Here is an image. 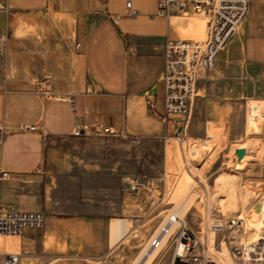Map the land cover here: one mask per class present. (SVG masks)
<instances>
[{
	"label": "crops",
	"instance_id": "0c3cea01",
	"mask_svg": "<svg viewBox=\"0 0 264 264\" xmlns=\"http://www.w3.org/2000/svg\"><path fill=\"white\" fill-rule=\"evenodd\" d=\"M249 1L248 18L219 54L216 68L231 62L238 74L250 77L255 91L251 85L230 86L219 101L209 96L210 85L203 87V74L187 138H195L197 126L208 136L211 126L229 124L235 100L241 97L255 96L252 104L264 102V0ZM128 2L139 12L137 17L129 16ZM158 2L0 0V123L9 131L1 168L10 172L0 182V202L45 215L42 229H29L19 238L20 264L37 261L38 251L62 250L63 256H74L83 247L70 235L81 234L83 227L99 225L108 232V215L101 207L99 212L89 204L86 212L81 205L79 211H61L59 176L48 160L45 139L74 138L78 128L112 130L130 141H169L176 134L173 124L161 117L165 45L205 40L207 23L160 17ZM41 87L51 91V98L38 94ZM150 98L156 100L155 110ZM25 126L37 129L25 131ZM128 231L127 220L115 219L112 244L105 235L101 250L113 249ZM63 234L69 235L66 240ZM12 247L1 239L3 253H12Z\"/></svg>",
	"mask_w": 264,
	"mask_h": 264
},
{
	"label": "rangeland",
	"instance_id": "374dc122",
	"mask_svg": "<svg viewBox=\"0 0 264 264\" xmlns=\"http://www.w3.org/2000/svg\"><path fill=\"white\" fill-rule=\"evenodd\" d=\"M204 75L203 87L210 85L209 96L219 101L225 100L230 86L238 89L251 85L250 77L238 74L229 61ZM251 86L254 90V84ZM254 97L235 100L237 106L227 121L229 124L211 126L208 136L201 125L197 126L195 138L183 142L178 140L177 134L171 135L169 141H130L121 134L99 129H89L74 138L45 139L48 160L59 176L61 211L70 212L74 208L79 211L81 205L86 212L91 205L92 211L99 212L101 207L108 215V232L103 233L104 227L99 225L83 227L81 234L70 235L83 247L74 256H63L62 250L38 251L37 261L25 259L24 264H140L145 256L139 262L136 260L144 248L150 249L162 225L179 209L183 221L203 238L201 230L207 211L212 208L227 219H238L242 215L237 216L233 211L234 201L220 197L216 181L227 174L238 176L244 188L238 205L246 215L256 201L264 199V131L251 130L248 117ZM223 127L227 128L225 132ZM203 140L207 145L199 157L192 150L195 146L202 149ZM243 144L251 149L247 154L249 161L244 164L246 170L238 174L233 166L238 157L235 150ZM252 187L260 188L262 193L250 194ZM115 219L127 220L129 231L113 249L104 253L101 247L105 235L108 245L112 244ZM61 236L66 240L69 235ZM246 237L245 228L235 234L228 233L227 245L232 243L240 250L246 246ZM8 241L13 244L12 253L20 252L19 238L9 237ZM221 241L222 236L216 235V244ZM224 250L228 248L223 243L222 252ZM158 255L157 252L146 264H157ZM170 260L171 254L161 264H170Z\"/></svg>",
	"mask_w": 264,
	"mask_h": 264
},
{
	"label": "built area",
	"instance_id": "2783aa9c",
	"mask_svg": "<svg viewBox=\"0 0 264 264\" xmlns=\"http://www.w3.org/2000/svg\"><path fill=\"white\" fill-rule=\"evenodd\" d=\"M130 17H137L139 12L132 9V3H127ZM249 0H159L158 15L167 19H202L207 23L206 37L203 41H167L164 49V100L162 119L172 123L178 140L187 139L191 125L195 100L198 96V84L203 74L215 70L218 56L223 52L240 27L248 18ZM38 94L51 98V91L41 87ZM151 109H156V100L149 99ZM25 131H35L37 127L25 126ZM87 129L78 128L74 136L79 137ZM111 134H119L112 130ZM9 131L0 123V182L7 180L10 172L1 168V155ZM212 208L207 211L206 223L196 232L186 222L170 217L162 228L160 235L152 242V249L159 250L157 264L171 254L170 264H222L214 252L220 254L223 243L227 246L232 264H264V233L256 244L251 247L227 245V234L238 233L243 227V221L227 219L219 216ZM179 224L174 227V224ZM45 225V215L42 212H24L0 202V242L3 237L24 236L29 229H42ZM210 233L222 236V241L208 243ZM168 238L163 242L164 236ZM226 241V242H225ZM229 242V241H228ZM211 249L213 251H211ZM0 264H20V254L3 253L0 249Z\"/></svg>",
	"mask_w": 264,
	"mask_h": 264
},
{
	"label": "bare ground",
	"instance_id": "6f19581e",
	"mask_svg": "<svg viewBox=\"0 0 264 264\" xmlns=\"http://www.w3.org/2000/svg\"><path fill=\"white\" fill-rule=\"evenodd\" d=\"M249 119H250L251 130H255L257 132L258 131L259 132L264 131V102H254L251 105ZM204 143L205 144L202 145V147H203L202 149L198 148V147L196 149V146H195L194 150H192V151H194L193 154H195V155L199 154V157H200L202 152L206 149L207 141L205 140ZM249 149H251L250 146L248 144H246V145H243V146H241L235 150L236 154H237V150H244L245 154L242 158H239V156H238L235 159L234 163L232 162L233 166H234V172L240 174L241 172H244L246 170V166H244V164L247 161H249L248 160L249 156H247L248 152H250ZM238 179L239 178L236 175H228L227 174L225 177L219 178L216 181V184L218 187H220V197L234 201L233 202L234 203L233 211L237 214V216H239V213L242 214L238 219H234V220H238V221L242 220L243 221V227L245 228V232H246V236H247L245 239V245H246V247L249 248V247L253 246L254 244H256L259 237L261 236V234L264 233V199L262 198L263 200L261 199L259 201H256L251 206V208L248 210L246 215H245V212L241 213L242 209L239 207L238 203H240L242 200L244 188L241 186ZM252 193L260 195L262 193V191L260 190V188L258 189L257 187H255V188L252 187L250 189V194H252ZM257 203L259 204V207H260V210L258 212L254 210V207ZM179 206H181V205H179ZM180 213H181V211L179 209L176 213V216L175 215H172V216L179 218L181 221H183L180 218ZM172 216H170V217H172ZM178 224H179V221H177V223L174 224V227L177 226ZM160 233H159V235H160ZM211 235H213V236L210 237ZM167 238H168V235L164 236V238H163L164 243L166 242ZM7 239H9V237ZM215 239H216V235L214 233H210V235L208 236V243L210 244L212 249H213V244L215 243ZM151 247H152V244L150 246L149 252L145 255L144 259L141 261L140 264H146L148 259L151 260L152 258H154L155 255L157 254V252L159 251V250H154ZM212 249H211V251H213ZM214 253L219 258V260L221 261L222 264H232L230 252L228 250H224L220 254H217L216 252H214ZM150 260L148 263H150Z\"/></svg>",
	"mask_w": 264,
	"mask_h": 264
},
{
	"label": "water",
	"instance_id": "95a60500",
	"mask_svg": "<svg viewBox=\"0 0 264 264\" xmlns=\"http://www.w3.org/2000/svg\"><path fill=\"white\" fill-rule=\"evenodd\" d=\"M237 154H238L239 158H242L245 154V151L244 150H237ZM254 210L257 212L260 210L258 203L255 205Z\"/></svg>",
	"mask_w": 264,
	"mask_h": 264
}]
</instances>
